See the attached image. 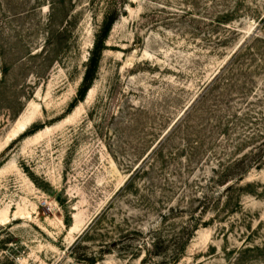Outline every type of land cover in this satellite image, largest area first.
<instances>
[{"label":"rangeland","instance_id":"rangeland-1","mask_svg":"<svg viewBox=\"0 0 264 264\" xmlns=\"http://www.w3.org/2000/svg\"><path fill=\"white\" fill-rule=\"evenodd\" d=\"M0 264H264V0H0Z\"/></svg>","mask_w":264,"mask_h":264},{"label":"trees","instance_id":"trees-1","mask_svg":"<svg viewBox=\"0 0 264 264\" xmlns=\"http://www.w3.org/2000/svg\"><path fill=\"white\" fill-rule=\"evenodd\" d=\"M110 27H111V25H110ZM96 58H97V55L93 54L92 59H91L92 63H94V64L96 63V60H95ZM88 77H89V72L86 74L85 79H84L85 85H84L83 89L80 91L81 98H83V96L85 95L87 89L89 88L90 84H87V81L89 80ZM80 100L81 99L76 98L74 103L72 104V107H74L76 105V103L78 101H80Z\"/></svg>","mask_w":264,"mask_h":264},{"label":"bare ground","instance_id":"bare-ground-1","mask_svg":"<svg viewBox=\"0 0 264 264\" xmlns=\"http://www.w3.org/2000/svg\"><path fill=\"white\" fill-rule=\"evenodd\" d=\"M91 93V92H90ZM24 119V118H23ZM27 119H29L30 120V118L28 117ZM27 120H23V122L22 123H18L17 124V126H16V129H15V131H14V134L16 133V132H21V131H24L25 130V126H26V124H27V122H26ZM17 135V134H16Z\"/></svg>","mask_w":264,"mask_h":264}]
</instances>
